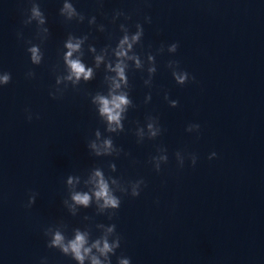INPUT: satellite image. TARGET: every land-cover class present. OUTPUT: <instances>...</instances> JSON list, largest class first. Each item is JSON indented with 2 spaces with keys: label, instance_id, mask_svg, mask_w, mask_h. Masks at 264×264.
I'll list each match as a JSON object with an SVG mask.
<instances>
[{
  "label": "clouds",
  "instance_id": "1",
  "mask_svg": "<svg viewBox=\"0 0 264 264\" xmlns=\"http://www.w3.org/2000/svg\"><path fill=\"white\" fill-rule=\"evenodd\" d=\"M66 8L70 9V5H66ZM67 47L71 50L74 51L76 50L79 45L76 44H71L69 43L67 45ZM173 48H175V46H173ZM33 60L34 61H38L39 57L36 56V49H33ZM71 51L68 52L67 56L70 57L71 56ZM118 54H123V53H118ZM68 64L70 66V68L72 69L73 74L79 78L81 75H83V77L85 79H88L91 75V69L85 70V67L83 64L80 63L79 60H71L68 59ZM117 70H118V74L123 77V69L119 67V65L117 66ZM181 80L183 79V77L180 78ZM4 82H8L9 77L5 76L3 77ZM116 87H119V85L117 84ZM97 99L99 100V103L101 105L100 108V112L101 114H105L107 115V118L110 122H116L117 124H119V120H120V113L121 111H123V106L126 105L128 103V100L126 99L125 96H112L111 100L106 99L104 97H97ZM106 144H110V141H106ZM94 146V145H93ZM97 176L100 175L99 172L96 173ZM97 197H103L105 198V201L107 204L112 205V206H118V200L112 196L109 195L108 193V187L107 185L104 183L103 180L100 181L99 183V191H97L96 193ZM133 196H139V193L134 191L133 192ZM74 199L78 202V203H82L87 205L88 201H89V197L87 194L85 195H79L77 194L76 196H74ZM62 240V237L57 234L56 235V239L54 241V243L56 244H60ZM84 237L80 234H77V238L75 241L72 242L71 247L75 250L76 253V257L79 260H83V256L80 254V249L82 247V245L84 244ZM111 249L109 248V246L107 244H105L104 249L102 251H110ZM65 251H67V249H65ZM85 252L88 251V249L84 250ZM93 264H98L97 261L94 260ZM124 264H127V262L125 261Z\"/></svg>",
  "mask_w": 264,
  "mask_h": 264
}]
</instances>
